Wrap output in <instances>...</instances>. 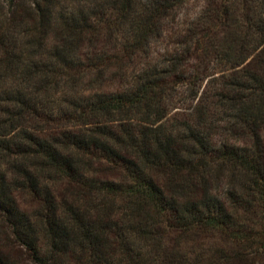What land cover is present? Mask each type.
<instances>
[{"label": "trees", "instance_id": "1", "mask_svg": "<svg viewBox=\"0 0 264 264\" xmlns=\"http://www.w3.org/2000/svg\"><path fill=\"white\" fill-rule=\"evenodd\" d=\"M24 6L0 30V264H201V230L264 258V0Z\"/></svg>", "mask_w": 264, "mask_h": 264}, {"label": "rangeland", "instance_id": "2", "mask_svg": "<svg viewBox=\"0 0 264 264\" xmlns=\"http://www.w3.org/2000/svg\"><path fill=\"white\" fill-rule=\"evenodd\" d=\"M28 1L29 0H18L19 7L15 13L14 21L11 24H7V23H5V21H3L1 19L0 20V23H2L0 26L1 31L5 30L6 25H8V26L10 25L13 27V25H12L13 23L14 24L17 23L16 30L17 29L21 30V28L30 24L31 21L29 18H27L28 15L26 12V8L24 6L28 3ZM62 4L64 5V2H62ZM199 4H202V2L200 1ZM60 5H61V1H58V3H56L55 6L58 8ZM0 10L3 13V15H5L7 13L6 5H4L2 0H0ZM220 28L221 27L216 26V28L211 29V32L218 34V32L220 31ZM50 37H52V39L50 38L51 39L50 42L53 43V41H52L53 38L55 39L57 36L51 34ZM227 39H226V41H227ZM226 41H225V43H226ZM89 48L92 51V47L89 46ZM142 55H144V54H142ZM142 58H144V57H142ZM81 59H82V60H80L82 62L81 67H84V68L87 67V65L90 64V61L92 60V58L84 57V56H82ZM219 60L222 62H219ZM238 61H240V58L235 53V50H232V51H229L227 53L222 54L221 56H219L215 60L213 59L212 64L214 63V67L221 69V67L229 68V66L234 65V62L238 63ZM215 62H216V64H215ZM232 62H233V64H232ZM133 64H134V62H131L130 60H129V62L126 63V67L123 70L124 79L127 80L131 77L133 70H135V69H133ZM256 64H257V66H259L260 62L257 60ZM114 73L115 72L113 69L109 70L108 74H106V76H105V79L109 78L110 80L103 82V84H101V81L104 79H102V77H98L96 80H94L95 81L94 83L87 84V86H85V87L86 88L87 87L88 88H97V87H100V85H102V86H105L107 88H111V87L115 86V81H114L113 77L116 78L115 77L116 73L115 74ZM92 91H94V90L92 89ZM206 233L207 232H203L201 230V231H198L197 233H193L192 235H189V241H191L193 244L200 243L199 246H201V244H202L201 247L198 246L199 250H197L198 248H192L191 249V250L195 249V250H193L192 256L195 258L196 261H199V259H200L201 264H264V258L261 255L257 256L255 254V251H256L255 249L257 248V246L254 244H251L249 242H245V244L247 246L244 248V253L247 256L245 257V259L243 261L226 260V258L223 259V257H220L219 255L215 254L216 250L219 249L220 245H222V244L224 246H227V245L231 246V243L227 242V245H226L222 239H221L222 240V242H221V240L216 237L215 233L208 232L207 233L208 236H206ZM198 253L202 254L201 258L196 256V254H198Z\"/></svg>", "mask_w": 264, "mask_h": 264}]
</instances>
